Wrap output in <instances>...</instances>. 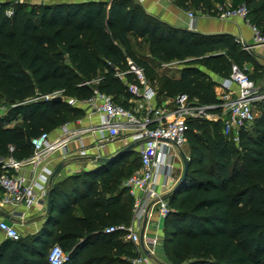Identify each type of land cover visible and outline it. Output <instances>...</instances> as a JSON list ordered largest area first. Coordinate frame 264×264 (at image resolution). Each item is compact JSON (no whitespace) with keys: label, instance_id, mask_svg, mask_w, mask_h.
Masks as SVG:
<instances>
[{"label":"trees","instance_id":"obj_1","mask_svg":"<svg viewBox=\"0 0 264 264\" xmlns=\"http://www.w3.org/2000/svg\"><path fill=\"white\" fill-rule=\"evenodd\" d=\"M172 1L194 14H217L215 4L225 0ZM240 5L264 37V0H231V8ZM127 60L158 96L185 94L208 106L220 101L204 70L225 78L232 65L255 64L231 34L170 26L132 0H0V97L9 105L0 115V156L27 158L31 139L80 117L82 109L68 99L89 100L97 89L127 108V85L135 82ZM171 62L181 65L178 77L160 71ZM255 72L263 77L258 65ZM54 93L61 99L51 98ZM256 111L236 142L222 133L220 117L188 123L187 173L165 195L162 240L169 263L264 264L263 102ZM210 112L220 115L221 108ZM130 152L51 184L43 225L33 235L1 240L0 264H49L54 244L67 256L63 264H129L139 254L134 243L123 240L124 232L104 230L129 223L132 200L122 201L121 183L139 166L138 156L127 162Z\"/></svg>","mask_w":264,"mask_h":264},{"label":"built area","instance_id":"obj_2","mask_svg":"<svg viewBox=\"0 0 264 264\" xmlns=\"http://www.w3.org/2000/svg\"><path fill=\"white\" fill-rule=\"evenodd\" d=\"M216 8L220 18H240L248 23L244 5L231 8L217 4ZM7 13L11 14V11ZM187 15L190 19L189 29L193 30L194 13L188 11ZM251 28L253 42L264 45V37L259 30L254 26ZM235 42L241 49L249 51L250 46L242 38H235ZM127 65V73H131L135 79L134 83H128V91L137 99L139 108L145 110L143 116L139 117L130 109L115 103L110 95L97 89L87 100V104L91 112L101 116V123L96 127L101 139L115 140L123 130L126 131L130 144H135L139 159L137 169L121 183L133 197V221L129 225L109 226L104 231L124 232V237L134 243L139 254L130 259L129 264H153L149 254H145L139 245V232L152 203L156 204L159 217L164 218L169 212L165 194L174 187L178 179L174 161L176 157H180V148L187 141L188 123L191 120L212 121L220 117L223 122L222 133L225 136L232 134L236 142L240 130L252 125L256 104L264 103V87L257 85L245 70L232 65L229 76L218 84V105H201L196 98L189 99L182 94L173 98L171 109L152 107L151 100L155 97V92L147 85L143 70L131 60H127ZM115 76L123 79L125 72L117 70ZM58 95L59 93H54L50 97ZM75 101L68 99L70 104ZM217 106L221 108L220 115L210 112V109ZM85 131L89 129L78 132ZM70 134L69 138L72 136ZM69 138L50 140L49 133L43 132L31 139L33 152L29 157L16 160L10 155L0 156V207H10L8 213L12 219H0V232L4 238L14 241L20 239L16 223L26 219L29 211L43 201L49 191L53 168L47 166L46 161L54 151L65 148ZM12 150L9 147V151ZM78 154L85 156L87 151L81 147ZM23 168L28 169L29 177L21 173ZM66 259V254L58 244L49 248V264H63Z\"/></svg>","mask_w":264,"mask_h":264},{"label":"crops","instance_id":"obj_3","mask_svg":"<svg viewBox=\"0 0 264 264\" xmlns=\"http://www.w3.org/2000/svg\"><path fill=\"white\" fill-rule=\"evenodd\" d=\"M132 1L140 4L147 13L157 17L170 26L189 29L190 19L187 15L188 11L176 6L172 0ZM216 5L217 4H215V6ZM223 5L225 7H229L231 5V0H225ZM193 24L194 29L192 31L204 35L227 33L231 34L235 38H242L244 42L248 46H250L249 51L254 55L255 64L261 67L262 71H264V45L256 44L253 42L252 28L249 23L240 18L223 19L220 18L217 14L195 13ZM173 63L177 64L178 66L173 71H168L169 73L167 72V74L169 76L178 77L179 69L181 68L180 64L171 62L161 65H171ZM255 64L245 63L243 65V69L253 76V79L257 85L264 87V76L262 78L257 77V74L255 72ZM204 71H206V73L209 74L212 80L216 83V93H220L218 84L223 78L215 75L208 70ZM122 80H125V77ZM147 85L150 86L155 92V97L151 100L152 107H167L169 109L172 108L173 103L171 106H169V104L171 101L170 99L173 98L165 96L162 98L161 102H158L159 96L156 94V88L152 87L148 83ZM137 102L138 101L136 98L131 97V99L128 100L127 108L141 117L143 116V114H145V110L139 108ZM73 105L82 109L83 114L80 117L67 122L65 124V127L60 126L55 130L49 132L50 140L64 139L67 137L69 138V135H71L70 133H72L71 138H69L66 142V147L54 151L46 161L47 166L53 168V171L59 164H63L62 169L52 179L51 184L61 181L72 174H77L80 171L90 170L94 168L96 164H98V162L95 161L94 157L115 155L120 149L130 145V138L128 136L124 141H119L117 139H101L100 134L96 131V127H98L101 123V116L97 113L91 112V109L87 104V100L75 101ZM83 129H89V131L81 133L78 132ZM81 147L87 151V155L81 156L78 154V151ZM130 150L137 153L135 145ZM21 173L26 177L30 176L27 168H23L21 170ZM125 191L126 193L122 196V201L124 203H128L129 198L132 200V205L130 207V220L128 223L129 225L133 221V197L130 195L127 189H125ZM46 196L44 197L43 201H40L29 211L26 219H24L22 222L16 223L17 229L21 235L20 238L37 233L43 225L46 214L48 213L46 212ZM0 209L8 213L10 207H0ZM1 218L3 217L0 216V219ZM146 218L147 221L144 230V247L149 251V256L153 261V264H171L168 262L163 248V218L158 216L155 203H152L149 206ZM9 221H12V219ZM122 238L123 240H129L127 237H124V235ZM4 239L6 238H4L2 233L0 232V241ZM156 258L160 259L161 262H156Z\"/></svg>","mask_w":264,"mask_h":264},{"label":"water","instance_id":"obj_4","mask_svg":"<svg viewBox=\"0 0 264 264\" xmlns=\"http://www.w3.org/2000/svg\"><path fill=\"white\" fill-rule=\"evenodd\" d=\"M54 100H60L61 97L60 96H55L53 97ZM135 144H130L122 149H120L115 155H109V156H97L94 157L95 161H97L98 163H109L110 161H112L117 155L122 154L123 152L130 150L131 148L134 147ZM180 159L182 162V172L179 176V178L177 179L176 183L174 186H177L178 184H181L183 182V180L185 179L186 173H187V168H188V158L187 156L181 151L180 152ZM63 164H59L53 171L52 175H51V179H50V184L52 179L59 173V171L62 169ZM49 205H50V192H47V196H46V212L49 211ZM0 216L6 219L11 220V217L8 215V213H6L5 211L0 209ZM146 221L147 218L145 217L143 219L142 222V226L139 232V245L142 248V250L144 251L145 254H149V251L145 249L144 247V230H145V225H146ZM165 264V263H162Z\"/></svg>","mask_w":264,"mask_h":264},{"label":"rangeland","instance_id":"obj_5","mask_svg":"<svg viewBox=\"0 0 264 264\" xmlns=\"http://www.w3.org/2000/svg\"><path fill=\"white\" fill-rule=\"evenodd\" d=\"M19 2H21V1H28L29 3H40V2H54L55 0H18ZM178 65L177 64H175V63H173V64H171V65H161V69H160V71H162V69H164L163 71L165 72V73H167L168 71H173L174 69H176V67H177ZM168 68H171V69H168ZM169 73V72H168ZM157 82V84L158 83H160L158 80L156 81ZM162 96H159L158 97V102H161L162 101ZM171 101H170V104H169V106H171L172 105V103H173V99H170ZM8 104L6 103V102H4V100L0 97V115H2L5 111H6V109L8 108ZM257 111H256V106H255V116L257 115ZM127 134H126V131H122L119 135H118V137L116 138L117 140H119V141H124V140H126L127 139ZM227 137H229V139H231L232 140V142H235L234 141V139H233V137H232V134H229ZM181 149V151L183 152V153H185V155H188V147H187V145H186V143L180 148ZM134 158H136L137 159V153L136 152H134V151H132L129 155H128V160H127V162H130V161H132V159H134ZM174 167H175V173H176V176L179 178V176H180V174H181V172H182V162H181V159H180V157H176L175 158V161H174ZM157 260H156V262H161V260L160 259H158V258H156ZM168 263V262H167Z\"/></svg>","mask_w":264,"mask_h":264}]
</instances>
